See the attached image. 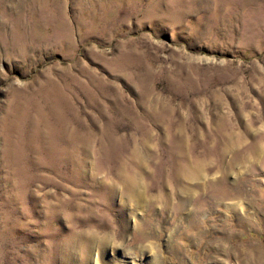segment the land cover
Wrapping results in <instances>:
<instances>
[{"label":"rangeland","instance_id":"374dc122","mask_svg":"<svg viewBox=\"0 0 264 264\" xmlns=\"http://www.w3.org/2000/svg\"><path fill=\"white\" fill-rule=\"evenodd\" d=\"M0 264H264V0H0Z\"/></svg>","mask_w":264,"mask_h":264}]
</instances>
